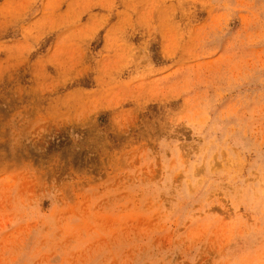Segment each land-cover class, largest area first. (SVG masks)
<instances>
[{
  "label": "rangeland",
  "instance_id": "374dc122",
  "mask_svg": "<svg viewBox=\"0 0 264 264\" xmlns=\"http://www.w3.org/2000/svg\"><path fill=\"white\" fill-rule=\"evenodd\" d=\"M0 264H264V0H0Z\"/></svg>",
  "mask_w": 264,
  "mask_h": 264
}]
</instances>
